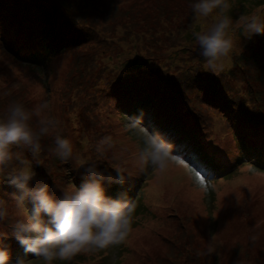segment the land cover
Returning <instances> with one entry per match:
<instances>
[{
	"label": "rangeland",
	"instance_id": "374dc122",
	"mask_svg": "<svg viewBox=\"0 0 264 264\" xmlns=\"http://www.w3.org/2000/svg\"><path fill=\"white\" fill-rule=\"evenodd\" d=\"M195 2L0 0V118L13 102L32 110L48 101L64 138L73 144L74 157L67 163L53 153L54 133L42 137V152L35 159L23 150L36 173L29 186L47 183L49 193L60 199L63 191L80 188L90 164L105 176H115L112 168L120 165L130 178L122 186L103 182L105 194L116 198L127 192L136 204L126 242L52 264H264V35L246 40L238 32L243 52L214 74L205 67L193 36L205 27L193 20L190 5ZM230 2L228 14L234 19L264 16V3L243 10L240 0ZM24 17L33 22L29 29ZM48 18L61 33L53 40L56 47L43 36L42 23ZM33 25L39 26L33 30ZM41 29L40 36L32 35ZM29 35L41 44L26 50L23 42ZM130 75L173 81L189 100L178 106L181 126L171 117L166 119L171 125L165 124L161 117L167 110L162 103L154 106L148 92L135 93L133 87L118 94L111 89ZM216 90L233 99L231 118L199 104ZM223 97L217 101L225 105ZM140 110L145 124L172 141L192 168L172 164L164 172L151 166L139 170L142 140L126 117ZM38 119L33 117L34 128ZM103 136H111L114 147L101 156L95 146ZM85 161L89 165L81 166ZM18 163L14 160L13 166ZM19 194L6 175L0 176V199L9 203L8 217L0 221V232L7 234L0 248L8 251L10 264L18 258L45 264L26 254L12 235L19 218L12 197ZM25 208L30 215V201ZM253 235L256 241L250 239ZM211 241L217 253L205 256Z\"/></svg>",
	"mask_w": 264,
	"mask_h": 264
},
{
	"label": "clouds",
	"instance_id": "9594fccd",
	"mask_svg": "<svg viewBox=\"0 0 264 264\" xmlns=\"http://www.w3.org/2000/svg\"><path fill=\"white\" fill-rule=\"evenodd\" d=\"M195 22H204V30L193 32L205 67L219 74L237 52H243L242 43L237 37L242 32L246 40L264 35V16L259 13L240 15L233 18L228 13L232 9L230 0H196L190 5ZM209 18L212 22L206 23ZM38 117L34 128L33 117ZM145 113L140 110L127 116V126L135 130L142 147L136 157L137 167L143 171L151 166L160 172L166 171L172 164H180L182 157L176 152V146L160 131L145 124ZM61 121L51 115L48 101L29 110L23 104L9 105L5 117L0 118V176H7L10 183L20 192L12 197V203L19 218L12 225V235L24 248L26 254H32L45 264L54 260L70 261L80 253L118 246L126 242L133 231L135 201L129 199L127 192H121L116 198L105 194L103 182L124 185L130 177L127 170L116 165L112 169L115 176H105L96 169L94 163L85 168L84 183L77 189L63 191L60 199L49 193L47 183L39 182L30 187L36 177L31 161L23 158L22 151H28L35 159L42 152V137L54 133L53 153L67 163L74 157L72 142L64 138ZM114 147L111 136H103L96 141L95 151L103 156ZM19 149L21 151H14ZM18 161L13 166V161ZM11 169V171H9ZM25 201L32 204L31 214L25 208ZM8 204L0 199V221L8 217ZM47 217V219H45ZM7 234L0 232V240ZM252 241L257 236L250 237ZM217 253L211 241L205 256ZM0 264H10L9 253L0 248ZM16 264H28L26 258H18Z\"/></svg>",
	"mask_w": 264,
	"mask_h": 264
},
{
	"label": "trees",
	"instance_id": "16d2710c",
	"mask_svg": "<svg viewBox=\"0 0 264 264\" xmlns=\"http://www.w3.org/2000/svg\"><path fill=\"white\" fill-rule=\"evenodd\" d=\"M240 3L242 4V9L244 6V8H246L248 10V8L252 7V5L254 7L261 6L264 3V0H240ZM22 20L24 21V24L27 28H28L27 24L32 22L30 19H28L26 17L22 18ZM42 25L45 26L46 31H47V33H45L47 35L43 34V36H45L49 40H52V41L56 40V38L58 39L59 35H61L59 29L55 26L54 23H52V20H50L49 18L46 19L42 23ZM38 26L39 25H33L32 26V27H34L33 30H35ZM44 30L45 29H41V31H39V32H37V31L33 32L32 35L34 37L38 36V35L40 36L41 32H44ZM23 44H24V48L27 50V49H34L37 45H40L41 43L36 42L35 39L29 35V40L23 42ZM54 44L56 47L55 42H54ZM242 60L245 61L243 58H242ZM247 62H248V58H246V63ZM126 76H129V75H126ZM128 79H131V80H128ZM150 81H152V83ZM133 87H134L135 93L148 92L149 97L154 101V106H157L160 108V104L162 103V105L164 106V108L168 112V114L161 117L165 120V124L171 125V123L168 122V120H169V121H174V123H176L177 126H181V124H180L181 120L179 118L180 114L177 111L178 106H183L182 103H186V104L189 103V100L186 96H184V94L182 93L181 90L176 89L177 88L176 84L173 81H171V80L164 81L162 78L155 77L153 75H147L144 78H140L139 76L132 77V75H130L129 78L123 77V79L117 80L114 84L111 85V89H115V93H116V91H119L118 94L121 91L126 93V90L128 91L130 88H133ZM220 96L223 97L224 94H221L220 91L216 90L214 92L208 93L206 95V97L201 98L202 100H199L198 102H199V104L206 105L210 109L211 108L215 109L216 112H219L222 117L231 118L230 108L234 109L233 99L231 97L230 98L223 97L224 99L227 100L225 102V105H224V103H219L217 101V99L220 100L219 99ZM168 109H169V111H168ZM238 109H240L239 110L240 113L243 114V111L239 105H238ZM197 115L200 116L198 114V112H197ZM168 117H171V119H168ZM166 119H168V120H166ZM198 122H200L199 118H198ZM194 126H196V124H194ZM201 128H202V126H201V122H200L199 125L197 124V129L200 130ZM182 135H185V133H182Z\"/></svg>",
	"mask_w": 264,
	"mask_h": 264
},
{
	"label": "snow or ice",
	"instance_id": "6c2138e0",
	"mask_svg": "<svg viewBox=\"0 0 264 264\" xmlns=\"http://www.w3.org/2000/svg\"><path fill=\"white\" fill-rule=\"evenodd\" d=\"M180 164H182L183 166H185V167H189V168H192L193 166L190 164V163H188L187 161H182ZM194 171L195 172H199V170L198 169H194ZM198 181H199V183L200 184H203V179L201 178V176L200 175H197L196 177H195Z\"/></svg>",
	"mask_w": 264,
	"mask_h": 264
}]
</instances>
